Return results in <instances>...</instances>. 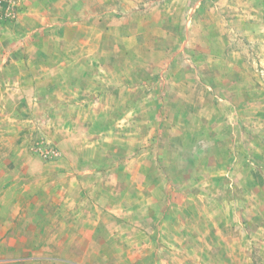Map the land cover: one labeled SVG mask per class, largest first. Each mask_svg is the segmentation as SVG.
<instances>
[{
	"label": "rangeland",
	"instance_id": "obj_1",
	"mask_svg": "<svg viewBox=\"0 0 264 264\" xmlns=\"http://www.w3.org/2000/svg\"><path fill=\"white\" fill-rule=\"evenodd\" d=\"M8 4L0 167L29 168L7 198L36 195L42 220L0 264H264V0ZM181 80L226 87L246 132H211V100ZM69 202L82 234L49 220Z\"/></svg>",
	"mask_w": 264,
	"mask_h": 264
},
{
	"label": "crops",
	"instance_id": "obj_2",
	"mask_svg": "<svg viewBox=\"0 0 264 264\" xmlns=\"http://www.w3.org/2000/svg\"><path fill=\"white\" fill-rule=\"evenodd\" d=\"M169 73V69L167 67H165V69L161 70V75L164 76L167 75ZM185 75H187L186 73H184ZM183 75V77L185 78L186 76ZM217 70H211V79H218L217 78ZM168 82V81H166ZM187 82L192 85L189 86L186 83V80H181L180 83L183 85L184 88H186L188 91H196L197 93L195 94V98L192 97L193 102L196 104L197 100L199 102L205 101V98L207 97L208 100H211V108L215 109V112L211 111V123L209 125H211V132H215V131H221L224 129H220V128H227L228 132H230L231 135H236L234 133V131H237V129L239 130V133L243 134L246 131L243 130L239 124L240 122L236 123L234 121V118H231L233 116V114L236 112L235 107L233 102L230 100H228L227 97L222 98L218 95L221 92V89L223 91H225L227 88L223 87L221 88V85L218 86L217 84H210V86H212L213 88H207L203 82H198V81H193L191 82V80H187ZM172 87L176 86V97H175V102H177V105H181L182 103L179 102V97L183 96V98L187 97L185 95V91L182 92V86L178 83H170ZM220 88H218V87ZM247 87V86H246ZM228 88L230 89L231 94L235 95L236 97L240 98L239 95H243L244 93H242L245 89H240L241 93L239 92V87L233 86V84H231L230 86H228ZM210 90V92L208 91ZM246 92V91H245ZM226 94V93H225ZM220 97V98H219ZM188 98V97H187ZM263 99V97H262ZM214 104V105H213ZM157 106H160V103H156ZM155 105V106H156ZM219 105V107L217 106ZM252 105V104H251ZM194 110V109H193ZM192 111V110H191ZM195 111V110H194ZM202 111V110H201ZM201 111H199L197 113L198 116H202ZM196 112V111H195ZM237 116H240V113L237 114ZM201 120L200 121H205V118L199 117ZM215 127V129H213ZM213 129V130H212ZM220 129V130H218ZM245 137V135H243ZM243 138V137H242ZM245 139V138H244ZM232 141L235 140V138L231 139ZM28 167H22L19 172L18 170L15 171L13 168H8V166L1 168L0 167V244L3 246H7V248L13 246V244L15 243L14 246H16L17 244L19 245V249L16 247L15 252L16 253H23L24 249H22V246L26 243L25 241H22L21 239H19L17 242L15 241L17 239V237L21 236V235H26L27 237H25V239L28 238V235L30 233L33 232V229L35 227L36 222H40L42 220L41 215L39 210H36L33 212L32 208L34 209V205L36 204H40L39 201L37 200V197H30V199H25V201L27 202L26 205H28L29 207V211H30V207H31V214H28L27 211L28 209H22L24 205V199L22 202L23 205L21 206L19 204L20 199L18 198H13L12 200L7 198L8 194L14 193L15 191H20L21 193H24L25 189L28 191L30 189L33 188V186H35L34 182L37 181H33L28 175ZM7 170L9 172H11L10 174L7 173ZM23 171V172H22ZM14 172V173H12ZM28 178L30 179V181H28ZM28 181V182H27ZM33 182V183H32ZM28 183H32V185H29V187L25 188V185H27ZM80 183L76 184L77 187H75V189H78ZM68 187V186H67ZM69 188V187H68ZM81 191L82 189V183H81ZM82 193V192H80ZM70 201V200H69ZM69 205L66 206L65 208V216H54L52 217V219H49L50 221L54 222V221H59L62 226L64 225V223L66 222H74V223H79V233H83L82 231V227L87 226L86 224H81L82 222H85L84 217L82 215V213H78V216H74L73 212L75 211L74 209V204L72 203H68ZM47 209V207H45ZM10 209V210H9ZM45 209V210H46ZM96 209V207H95ZM43 210V211H45ZM43 215V214H42ZM74 216V217H73ZM94 219H97L98 216L100 215H93ZM18 221L19 223L16 225L15 221ZM21 220L23 221V223H21ZM147 223L149 222V220H145ZM46 222V221H45ZM77 226V227H78ZM33 227V228H32ZM63 230H68L71 231L73 229H75L76 227H68V229H66V227H63ZM36 230V228H35ZM96 231V229H95ZM95 231L91 232L90 234H93ZM65 231H63L64 233ZM66 234V232H65ZM34 245V244H32ZM83 246H88L86 244L80 245V249L82 251ZM9 251V249H7Z\"/></svg>",
	"mask_w": 264,
	"mask_h": 264
},
{
	"label": "built area",
	"instance_id": "obj_3",
	"mask_svg": "<svg viewBox=\"0 0 264 264\" xmlns=\"http://www.w3.org/2000/svg\"><path fill=\"white\" fill-rule=\"evenodd\" d=\"M3 4H7V0H0V19L3 17L2 15H4L6 18H8V16H10V13H9V11H10V5L8 4V5H6L5 7H4V5Z\"/></svg>",
	"mask_w": 264,
	"mask_h": 264
}]
</instances>
